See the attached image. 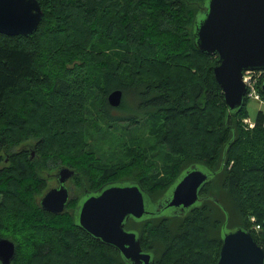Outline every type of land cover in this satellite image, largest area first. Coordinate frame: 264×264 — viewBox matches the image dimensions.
Listing matches in <instances>:
<instances>
[{
	"label": "trees",
	"instance_id": "16d2710c",
	"mask_svg": "<svg viewBox=\"0 0 264 264\" xmlns=\"http://www.w3.org/2000/svg\"><path fill=\"white\" fill-rule=\"evenodd\" d=\"M38 1L44 18L36 33L0 35V236L16 244L12 264H127L75 223L80 199L135 182L159 208L196 165L210 175L201 202L184 214L131 218L126 230L156 264H217L224 226L246 229L264 249V113L246 132L250 99L238 111L226 106L213 75L217 57L193 42L205 0ZM117 89L119 109L131 91L135 97L128 116L110 113L107 98ZM92 109L106 128L90 121ZM122 124L129 136L113 141ZM30 139L41 162L15 150ZM43 167L74 170L72 184L83 191L62 214L40 207L49 185Z\"/></svg>",
	"mask_w": 264,
	"mask_h": 264
},
{
	"label": "water",
	"instance_id": "95a60500",
	"mask_svg": "<svg viewBox=\"0 0 264 264\" xmlns=\"http://www.w3.org/2000/svg\"><path fill=\"white\" fill-rule=\"evenodd\" d=\"M43 18L38 0H0V35L30 37ZM193 42L201 53L217 57L213 75L225 104L229 111L240 110L247 93L244 72L264 71V0H205L193 25ZM107 101L112 108L120 107L123 91H112ZM74 175V170L59 168V187L42 197V210L53 214L66 211L71 199L67 182ZM209 178L202 166H192L177 179L159 208L137 183L112 182L84 194L76 206L74 221L102 244L115 248L127 264H156L154 256L143 251L138 235L125 229L126 224L131 218L145 220L171 211L186 213L201 202L200 190ZM16 256V244L0 236V263L12 264ZM217 264H264V249L246 229L228 230L224 226Z\"/></svg>",
	"mask_w": 264,
	"mask_h": 264
},
{
	"label": "rangeland",
	"instance_id": "374dc122",
	"mask_svg": "<svg viewBox=\"0 0 264 264\" xmlns=\"http://www.w3.org/2000/svg\"><path fill=\"white\" fill-rule=\"evenodd\" d=\"M63 29H66L65 26L62 27ZM52 36V32L50 33V35H48L47 37H50ZM52 38V37H51ZM48 39V38H47ZM48 42V41H47ZM51 42V41H50ZM50 44V43H49ZM36 65L37 67H40L41 69H43L42 67V64L40 62V59H37V62H36ZM68 66H72V64H68ZM44 70V69H43ZM47 70H49V67H47ZM11 96V95H10ZM9 96V97H10ZM13 99H9L10 102H12ZM15 101V100H14ZM135 97L132 95V91L130 92L129 96L128 97H125V102L123 104V107L121 109L118 108H112L110 106V113L112 114V116H120V117H123V116H128L129 115V110L132 109L134 107V104H135ZM21 103H18V106H20ZM263 112L264 113V99H262V101H256L254 99V97H250V100H249V103H248V113H249V119L255 123V120H256V117H257V114L258 112ZM41 116V115H40ZM98 119V123L105 127L107 126L106 122L96 113V110L92 109L89 111V119L91 121V119ZM244 120V119H243ZM243 120H242V128L244 131L248 132L246 130V128L244 127L243 125ZM126 124H122L116 128L113 129V132H114V137H111V139L113 141L115 140H118V138L122 135L124 136L125 134H127L129 136L128 133H126ZM104 130V129H103ZM90 133V131H89ZM125 133V134H124ZM127 138V136H126ZM108 141V144L111 145V144H116L118 145V141L117 142H113V141ZM36 140L35 139H30L29 141L25 142V143H22L20 146L16 147L15 150L16 151H24V152H28L29 154H32L31 155V159L37 161V162H41L40 158L37 156V153H36V149H35V145H36ZM146 146L149 147V146H152V144H150L148 141L146 142ZM155 154V152L153 153ZM153 163L159 165V167L162 166V159L161 158H157L153 161ZM4 166L3 163H0V168H2ZM61 168V167H60ZM59 170V167L56 168V169H51V168H47V167H43L42 169L40 168L39 172H40V175L43 179L46 180L47 184L48 185V189H46L44 191V193H42V195L39 197V200L42 199V197L50 190V188H52L54 185H55V179H54V176L55 174L57 173V171ZM69 184V188H70V195L74 193V191H76V196L79 198L82 194H83V191L79 190L78 191L76 190V188L73 186L72 184V181L70 180V183ZM2 201V197L0 196V203ZM252 221H255L254 218H251ZM251 228L252 230H254L255 228L253 227V225H251ZM255 232L258 233L257 230H254ZM260 231V230H259Z\"/></svg>",
	"mask_w": 264,
	"mask_h": 264
},
{
	"label": "built area",
	"instance_id": "2783aa9c",
	"mask_svg": "<svg viewBox=\"0 0 264 264\" xmlns=\"http://www.w3.org/2000/svg\"><path fill=\"white\" fill-rule=\"evenodd\" d=\"M261 72L257 71H247L244 72L243 82L246 85L247 93L246 97L250 99V97H254L256 101H262V97L259 93L258 86L260 82V74ZM243 125L246 130H253L256 127V123H253L249 118H245L243 120ZM257 230L260 228L259 226L255 227Z\"/></svg>",
	"mask_w": 264,
	"mask_h": 264
},
{
	"label": "flooded vegetation",
	"instance_id": "af4514ba",
	"mask_svg": "<svg viewBox=\"0 0 264 264\" xmlns=\"http://www.w3.org/2000/svg\"><path fill=\"white\" fill-rule=\"evenodd\" d=\"M60 168V167H59ZM58 172V171H57ZM57 173L55 174V176H54V179H55V185L52 187V188H57V187H59V183H58V179H57ZM68 183H70V180L67 182V187L69 188V184ZM52 188H50V189H52ZM69 190H70V188H69ZM130 232V231H129Z\"/></svg>",
	"mask_w": 264,
	"mask_h": 264
},
{
	"label": "bare ground",
	"instance_id": "6f19581e",
	"mask_svg": "<svg viewBox=\"0 0 264 264\" xmlns=\"http://www.w3.org/2000/svg\"><path fill=\"white\" fill-rule=\"evenodd\" d=\"M125 229H126V226H125Z\"/></svg>",
	"mask_w": 264,
	"mask_h": 264
}]
</instances>
